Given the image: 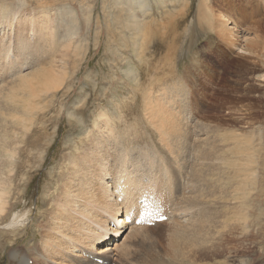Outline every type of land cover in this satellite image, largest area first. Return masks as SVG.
I'll return each instance as SVG.
<instances>
[{
    "label": "rangeland",
    "instance_id": "rangeland-1",
    "mask_svg": "<svg viewBox=\"0 0 264 264\" xmlns=\"http://www.w3.org/2000/svg\"><path fill=\"white\" fill-rule=\"evenodd\" d=\"M126 1L0 0V24L16 23L0 35L11 40L0 46V178L9 177L11 212L28 217L23 216L17 240L8 236L13 245L3 241L0 264H11V247L25 251L28 243H37L45 201L54 209L64 187L67 154L97 147L93 138L106 128L96 126L101 113L113 117V144L118 146L122 134L124 147L133 148L130 157L141 166L150 162L148 155L155 157L154 166L139 172L149 188L140 192L158 190L170 211L168 221L144 227L128 241L132 261L264 264V201L259 200L264 198V133L260 140L250 133L264 125V81L259 80L264 48L258 47L264 40V0H141L143 12L134 14L123 10L136 9V0ZM21 10L26 14H15ZM169 15L175 28H167ZM151 20L157 37L141 28ZM222 21L232 33L248 30L251 61L237 58L232 41H220ZM132 22L141 24L135 37L127 26ZM52 74L60 84L51 102L45 92L29 104L30 92L45 89ZM69 86L70 92L61 94ZM67 108L84 122L86 136L78 135L81 127L71 124L76 117L68 116ZM112 152L118 153L116 147ZM258 168L261 176L252 190ZM70 171H77L76 161ZM243 192L250 196L239 204ZM248 202L252 224L245 228L239 210Z\"/></svg>",
    "mask_w": 264,
    "mask_h": 264
},
{
    "label": "bare ground",
    "instance_id": "bare-ground-1",
    "mask_svg": "<svg viewBox=\"0 0 264 264\" xmlns=\"http://www.w3.org/2000/svg\"><path fill=\"white\" fill-rule=\"evenodd\" d=\"M128 1L129 0L126 2ZM136 3V9L130 10L131 7H129L123 11L131 14H134L135 12L142 13L144 5L141 3V0H136ZM18 13L26 14L25 11L22 10L15 14ZM197 20L201 23L200 18H197ZM169 21L170 22L166 24L167 28L173 26L175 28L176 23L171 22L172 17L170 15ZM14 22L15 21L0 24V35L8 33L12 29L14 30L16 25ZM150 23L155 25L152 20L146 21L143 22L141 28L142 30L145 29L149 36L155 33V37H157L159 34L158 30L154 29V25L150 26ZM140 25V22L127 24L129 31L132 33V37H135V34L140 33ZM1 29L3 30L1 31ZM219 33L222 37L220 41H232L233 47L237 48L239 51L237 58H245V61L252 60L253 57L251 56V52L247 48V43L249 42V39L246 37L248 33L247 29H238L236 33H232V26L228 22L222 21ZM225 33H228L226 38L224 36ZM150 41H152V39H150ZM6 44L11 45L10 38H5L4 36L0 37V46ZM258 47L264 48V40L259 42ZM6 51V54L10 53L11 47H8ZM19 51L25 53L27 50L25 46H21ZM164 57V59H166V54ZM11 63L15 64L14 61H11ZM64 65L66 69L67 65H69V61H65ZM1 75L2 73H0V78L2 77ZM54 77V74L49 77L45 83V85H47L45 89H36L30 92L29 104H32L33 98L38 97L40 93L45 92L49 93L50 99L48 102H51L52 98L55 96L53 92L57 89V85L60 84H57L56 78ZM259 80L264 81V78H260ZM177 89L180 90L179 92L182 91L179 87ZM70 90L71 88L69 86L63 90L61 94L67 95ZM181 93L184 94L183 91ZM174 97L175 96L172 95L170 96V99L172 100ZM161 105V99L156 97L155 110H157L159 114H161ZM29 108L32 107L28 106L27 109ZM69 109L66 111V114L68 116L74 115ZM26 114H29L27 110ZM74 116L78 118L77 115ZM76 118L71 124L78 125L77 128L81 127L78 135L86 136L88 131L86 130L84 122L79 118V120ZM97 119L98 122L96 123V126H106L105 129H100L101 134L95 135L93 138V145H97V147L91 151L87 150V152L81 153H79V149L76 153L71 150L70 153L67 154L70 158V161L68 162L69 170L66 174H61L64 187L58 192V202H55L54 209H50L51 203L45 201V204L48 205L47 213L40 214V220L42 221L37 222V229H35L37 230L36 235L39 237L37 243L33 244V247L28 243V247H24L25 251L18 247H11L8 253V258L11 264H96L90 260L88 255H93L103 260L114 262L115 264H164L160 259H154L151 262L142 261L140 263L132 261L131 255L134 253L129 252L127 243L130 239L135 238V236L139 234V231L144 227H137L133 222L131 223V226L124 223L121 229L118 227L119 223H122L125 218H123V213L129 212L127 206L130 205V207H133L132 200L135 195L141 193V190L147 191L149 189L147 186L143 185L144 175H140L139 172L146 166H154L155 157H150L148 155V157L145 158H148L150 162L147 163V165L144 164L141 166L143 163H138V159L134 158L133 155V158L130 157V150H133L132 144L130 143L132 149L129 148L128 150V147H124L123 140L121 139L123 137L122 134L117 137L118 146L110 141L115 130L112 126V115L109 113H101L97 116ZM156 131L160 137L157 128ZM250 133L253 140H260L261 135L264 133V125L261 126L259 124V129L257 131H250ZM166 136L168 137L166 144L170 147L172 145L170 144L172 142L170 133L168 132ZM256 136H258V139ZM108 141L109 144H104ZM114 147H116L118 153L112 152V148ZM77 154L80 156L73 157ZM67 155L64 158L63 165L66 164ZM152 159H154L153 163L151 161ZM142 160L144 161L145 159ZM75 161L77 163V171H70ZM133 161L134 164L131 165L130 162L133 163ZM130 166L134 167L130 168ZM259 173H261L260 168H258L257 173L252 174V190L256 188L259 181L261 176ZM56 178H58V175ZM119 178H123V183L121 185L118 181L120 190L117 194H113L112 189H109V185H111L115 179ZM134 180L137 184L131 186L130 181ZM260 185H262L261 187H264L263 183ZM241 194L242 197L239 204H243V201L249 198L250 192H243ZM8 195H10V188L9 177L7 175L3 180L0 178V220H7L5 223L0 224L1 229L5 228L2 231L0 230V248L2 247L4 240L9 242V244H12V242L9 241L10 238L8 236L11 235L13 240L16 239L14 237H19L20 231L22 230L21 227H24V217L26 218V213L20 215L19 213L11 212L12 205L9 204ZM262 195L264 197V189L260 190V196L262 197ZM118 197L121 198V201L117 200ZM233 200L235 201L236 198H233ZM259 200L263 202L264 198ZM250 206L251 203L248 202L239 210L240 219L243 220L242 224L245 228H249L252 224L248 220L250 216ZM110 222L114 223V227L110 226ZM126 230V235L123 237L122 242L118 244V240L121 239L122 233ZM9 244H6L5 246ZM174 255H177V253ZM29 259H32L33 262L31 261L30 263Z\"/></svg>",
    "mask_w": 264,
    "mask_h": 264
},
{
    "label": "snow or ice",
    "instance_id": "snow-or-ice-1",
    "mask_svg": "<svg viewBox=\"0 0 264 264\" xmlns=\"http://www.w3.org/2000/svg\"><path fill=\"white\" fill-rule=\"evenodd\" d=\"M162 219H163V217H162Z\"/></svg>",
    "mask_w": 264,
    "mask_h": 264
}]
</instances>
